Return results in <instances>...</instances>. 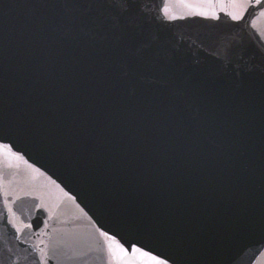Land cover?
<instances>
[{"label":"snow or ice","instance_id":"obj_1","mask_svg":"<svg viewBox=\"0 0 264 264\" xmlns=\"http://www.w3.org/2000/svg\"><path fill=\"white\" fill-rule=\"evenodd\" d=\"M8 12L15 47L0 63V149L23 160L5 141L27 140L73 165L100 202L90 211L137 241L126 247L98 227L103 264H204V225L244 224L255 238L256 143L246 111L254 94L220 98L177 64L212 48L240 81L259 68L264 244V48L249 52L243 35L255 32L264 0H0ZM196 18L201 29L177 30L175 22ZM0 181V223L17 241L0 251V264H88L57 226L59 205L34 191L10 198L2 171ZM26 196L30 215L14 207ZM218 255L213 264H223Z\"/></svg>","mask_w":264,"mask_h":264},{"label":"water","instance_id":"obj_2","mask_svg":"<svg viewBox=\"0 0 264 264\" xmlns=\"http://www.w3.org/2000/svg\"><path fill=\"white\" fill-rule=\"evenodd\" d=\"M157 2L159 3L160 0ZM171 2L176 4L178 0H171ZM223 2L228 3V0H223ZM172 11L177 15L182 14V9L179 7L173 8ZM221 16L222 19H226L223 13ZM14 17V12H8L6 15L0 13V63H3L5 56L10 55L15 47L13 41L6 39V34H9L16 24ZM175 23L178 31H195L202 28L199 24V18ZM221 27L227 28L228 25H221ZM235 31L240 32V28H236ZM243 35L249 52H256L257 45L264 48V43H262L264 41V17H257L255 32L246 29ZM213 51L212 48L208 49V53ZM208 53L196 52L195 50L186 53L185 58L178 62L177 69L187 78L203 83L211 93L220 98L234 97L248 92L254 94V100L246 103V111L249 118V134L256 143V204L250 212L257 227L254 230L255 238H252L249 227L244 224L223 227L204 225L202 230L205 231L206 254L201 259L204 264H213L214 260L219 261L221 259L218 253H222L223 264H264V244L260 242V229L258 227L260 213L258 188L261 115L260 70L256 68L252 74L246 75L243 81H240L235 77L232 67L224 68ZM244 60L247 62L248 57H245ZM255 63H260L259 57L255 59ZM238 84L239 88H237ZM145 85L150 87L151 81H145ZM5 143H12L13 151L20 152L24 157L23 160H17L6 155L0 149V171L4 174V180L9 182L10 198L11 196H23L24 192L29 191L43 193L51 203L59 205L57 226L62 229V235L67 243L76 251L87 253L88 264H103L104 253L99 250V245L103 241L99 238L96 229L98 227L103 228L105 231H109L111 235H117V233L106 227L105 223H102L101 219H98L97 215L90 211V208L100 207V202L92 194L90 186L73 175V165L58 159L52 150L38 147L27 140L5 141ZM9 164L12 166L8 167ZM52 181H56V184L64 188L70 196H76V200L64 197ZM32 204L33 198L26 196L17 200L14 207L22 209L26 215H30ZM2 208L3 191L0 190V209ZM39 217L40 214L37 213L36 218ZM27 222L25 220V223ZM198 227L201 226L198 225ZM22 239H27V234L22 236ZM117 240L124 243L126 247V241L137 242L134 237L126 234L117 235ZM15 243L17 241L14 238V230L6 228L3 223H0V251L12 247ZM136 259H141L139 254L136 255Z\"/></svg>","mask_w":264,"mask_h":264}]
</instances>
